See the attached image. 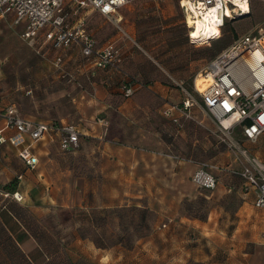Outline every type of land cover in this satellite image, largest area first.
<instances>
[{"label":"rangeland","instance_id":"rangeland-1","mask_svg":"<svg viewBox=\"0 0 264 264\" xmlns=\"http://www.w3.org/2000/svg\"><path fill=\"white\" fill-rule=\"evenodd\" d=\"M140 1L142 2L139 3ZM132 4H135L133 9L138 10V14H150L142 21L141 26H145L146 30L141 31L137 41L149 57L158 61L154 63L158 70L156 79L160 82L159 87H168L170 90L167 102L159 100L160 106L153 109L154 117L148 119L146 114H138L134 118L132 132L141 133L156 128V133L163 142V147L159 150L161 155L158 157H173L193 167L195 171L199 165H216L221 169L213 173L221 187L231 188L233 192L246 191L244 180L236 173L242 170L243 163L227 144L219 141L216 136L217 126L209 113L194 107L191 118L182 120V127L174 125L164 115L168 103L182 104L184 89L200 98L195 89V81L218 54L216 43L190 45L189 40L175 25L184 16L176 11V5L180 7L179 0H136L123 9L133 6ZM251 7L253 15L250 18L245 16L227 22L217 45L229 47L237 38L254 33L264 26V0H252ZM88 17V31L93 35L94 20L102 23L107 21L98 13H89ZM108 24L112 26L110 22ZM21 33V26L14 27L10 19H0V109L15 106L26 117L47 121L63 118L67 123L89 128V122L83 119L93 108L91 100L94 97V81L105 85L107 89H117L115 93L122 97V101L129 100L118 90L119 76L100 71L96 72L95 78L92 77L90 63L83 59L79 49L78 53L69 55L68 58L66 56L65 67L60 70L54 63V51L42 48L43 39L32 46L21 38ZM108 38L106 30L102 36H96V40L103 46ZM126 41L137 49L133 41L128 38ZM124 66L132 75L135 74L133 63L124 62ZM146 67L144 64L141 68L147 71ZM135 77L141 83L146 81ZM133 98L135 96L130 99ZM233 138L250 153H260L259 156L264 161L263 144L246 141L241 129H236ZM98 147L94 138L86 137L77 150L64 152L59 141L55 140L50 146L49 157L52 161L46 168H38L32 172L21 169L19 177L23 175V179L17 178L9 184L16 182L20 186L17 191L28 194V200L19 203L0 195L3 201L0 203V213L2 210L9 211L24 225L32 224L33 229H29L31 235L36 231L45 233V246L51 242L50 239L56 243L50 255L51 261L43 255L36 264H68L69 259L77 264H97L98 255L89 247L94 238L108 244V249H111L116 247L113 245L122 236H126L127 243L134 244L135 247L138 241L153 233L143 228L140 214L131 213L136 200L104 197L106 184L100 181L101 177L94 175L99 164L98 159H94L99 154ZM11 155L12 159H17L15 153L11 152ZM189 185L196 191L213 192L198 189L192 179ZM3 189L5 188L0 187V192H6ZM110 201L122 206L108 205ZM9 218V223L5 225L6 220L0 214V264H20L22 260L15 251L9 231L14 227L17 230V219ZM149 218L152 222L155 215L151 212ZM27 240L23 247L20 246L21 250L26 255L36 254L38 241L30 235ZM33 240L36 245L30 250ZM134 247L125 249L133 250ZM84 251L93 257L82 254Z\"/></svg>","mask_w":264,"mask_h":264},{"label":"crops","instance_id":"crops-1","mask_svg":"<svg viewBox=\"0 0 264 264\" xmlns=\"http://www.w3.org/2000/svg\"><path fill=\"white\" fill-rule=\"evenodd\" d=\"M134 7L135 4L127 9L122 8L115 16L117 21L104 16L107 19L105 23L95 19L94 35L89 33L98 46L103 47L96 36H102L106 30L109 37L106 44L114 42L122 51L124 62L133 63L135 76L141 77L144 73L141 67L146 64L148 69L149 64L153 65V59L136 39L142 30H146L141 25L143 19L150 14L140 15ZM176 11L184 16L175 25L189 40L190 45L194 46L190 42L191 30L186 13L177 5ZM89 20L88 18V25ZM127 38L135 43L138 50L126 41ZM76 52L78 53V49L69 51L66 53L67 58ZM157 71L150 68L151 83H143L144 88L135 98L127 101H122V97L115 93L117 89H107L105 85L94 81V97L91 100L93 108L84 119L82 114V119L88 121L90 126L83 128L77 125L81 132V143L86 137H91L99 144V154L94 157L99 164L94 175L101 177L100 181L106 184L104 197L136 200L135 205L147 207L155 215L152 221L153 233L138 241L133 250H126L121 245L104 250L90 243V249H94V253L98 255L97 264H264V209L256 206L258 193L253 189L233 192L231 188L221 187L220 184L211 193L196 191L189 185L195 172L193 167L173 157H158L161 155L159 150L162 149L163 142L156 133V128L141 133L132 132L131 125L138 114H146L151 119L155 115L156 106H160L159 100L167 102L170 90L168 87H159ZM159 92L161 94L158 95ZM26 118L55 122L60 126L71 124L63 118L55 121L31 116ZM5 126V120L0 119V128ZM55 140L60 145V137L52 133L36 144L34 151L41 159L39 169L46 168L52 161L49 157L50 146ZM259 143L264 145V138ZM11 152L16 154L18 160L12 159ZM21 169L32 172L19 158L16 149L0 146V187L5 188L19 179ZM17 190H20L19 185ZM201 197L210 204L205 220L190 216L184 208L185 202L192 203ZM25 198L27 201L28 194H25ZM116 204L110 201L108 205L117 206ZM164 224L168 226L163 228ZM27 239L22 241L21 247ZM34 243L33 240L30 250L34 249ZM82 254L93 257L86 251Z\"/></svg>","mask_w":264,"mask_h":264},{"label":"built area","instance_id":"built-area-1","mask_svg":"<svg viewBox=\"0 0 264 264\" xmlns=\"http://www.w3.org/2000/svg\"><path fill=\"white\" fill-rule=\"evenodd\" d=\"M136 0H0V19H10L14 27H22L21 38L35 45L43 39V47L55 53V66L63 70L66 53L79 49L93 70L119 76V92L130 99L144 84L127 71L122 51L114 42L99 47L88 31L91 12L114 19L118 12ZM252 0H180L190 27L193 45H211L222 37L227 22L248 16ZM196 19L208 18L216 32L194 38ZM198 78L205 88L199 90ZM195 89L200 98L184 89L182 104L168 103L164 115L174 125L183 126L182 120L191 118L194 107L209 113L216 126V136L229 146L242 161V170L236 172L246 189L258 193L256 206L264 209V161L234 141L236 129L242 130L244 139L259 143L264 138V26L256 32L239 38L220 52L198 76ZM0 119L6 126L0 128V146H10L18 151L19 158L30 171H36L41 159L34 151L38 142L55 133L60 137L64 152L80 147L81 132L75 124L57 125L55 122L34 121L20 114L15 106L0 109ZM216 165L203 164L192 176L193 184L200 190L214 191L219 181L214 175ZM228 170V169H227ZM23 177L20 176L21 180ZM5 199L22 203L25 195L20 191L0 192ZM167 224L164 225V228Z\"/></svg>","mask_w":264,"mask_h":264},{"label":"trees","instance_id":"trees-1","mask_svg":"<svg viewBox=\"0 0 264 264\" xmlns=\"http://www.w3.org/2000/svg\"><path fill=\"white\" fill-rule=\"evenodd\" d=\"M179 4H180V0H179ZM252 15H253V8L251 7V13L248 15V18H250ZM238 39L239 38H237L235 41H237ZM217 40H219V39H217ZM217 40H214L213 42H214V44L216 43V45H215L216 46V50H217V53L219 54L220 52H222L224 49H226L228 47L224 46L223 44L217 45L218 42H219ZM136 42L138 43L137 39H136ZM138 44L144 49V47L140 43H138ZM152 59H153V65L149 64V68L147 69V67H146L147 71L143 70L144 73L140 77V79L141 78L142 79H146V81H144V84H147V85L151 83L150 74H149L150 73V68L154 69L155 65H156L154 63V61L155 62L157 61V59H155V58H152ZM155 70H157V68H155ZM92 77H93V75H92ZM120 82H121V80L119 79L118 85H120ZM17 187H18L17 183L14 182L13 184L6 186L5 190L8 191V192H15ZM244 187H245V184H244ZM209 205L210 204L208 203V201L205 198L201 197L197 201L192 202V203L191 202H185L184 203V208L186 209V212L190 216L205 220L207 218V212H208V209H209ZM131 213L140 214L141 221H142V224H143V228L147 229L148 231H152V222L150 221V218H149L150 215H151V211H150L149 208H147V207H139L138 205H134V207L131 210ZM0 214H1L2 218L6 220L5 225H7L9 223V220L7 219L9 217H10L9 218L10 220H12L11 219L12 217L17 219V224H15L17 226V230L14 227L12 229H9V231L11 233V239L13 240V243L15 245V251H16L18 257L20 258V260H22V262L20 264H36L37 261L39 260V258H41L43 255H45L48 258V260L51 261L50 260V255H51L52 250L55 249L54 247H55V244H56V243H54L52 241V239H50L51 242H49L45 246L44 238H43L44 236H46L45 233H41L40 234V233H38L36 231V232H34V234L31 235L30 232H29V229H33L32 224L24 225L20 221L19 218H17L11 212L6 211V210H2V212ZM17 215H19L20 218L22 217V215L20 213H17ZM164 225H163V228H164ZM126 231H128V229ZM29 235L33 236L38 241V244H39V248L37 249L36 254H33V255H26L20 248V244L22 243V241L24 239L28 238ZM92 241L99 249H104L105 250V249H108L110 247L108 244L99 242V240H97L96 238H94ZM117 245H121L122 247L128 248V249H132L134 247V244H128L127 243L126 236H122L121 239L117 242V244H115L113 246H117ZM68 261H69L68 264H77L76 262L72 261L71 259H69Z\"/></svg>","mask_w":264,"mask_h":264},{"label":"bare ground","instance_id":"bare-ground-1","mask_svg":"<svg viewBox=\"0 0 264 264\" xmlns=\"http://www.w3.org/2000/svg\"><path fill=\"white\" fill-rule=\"evenodd\" d=\"M207 20L208 18L205 19L199 18L196 19L195 22H193L192 18L189 19L191 26L194 24L195 28L197 27V29H195L193 32L194 38H199L203 34H209L217 31L216 28L210 26L206 22ZM197 86L199 90H203L205 88V85L201 80V78H198Z\"/></svg>","mask_w":264,"mask_h":264}]
</instances>
